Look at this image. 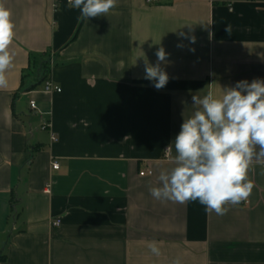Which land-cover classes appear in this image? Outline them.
Wrapping results in <instances>:
<instances>
[{
    "label": "crops",
    "instance_id": "1",
    "mask_svg": "<svg viewBox=\"0 0 264 264\" xmlns=\"http://www.w3.org/2000/svg\"><path fill=\"white\" fill-rule=\"evenodd\" d=\"M2 2L16 36L0 88V264H264V157L223 216L149 191L175 166L193 94L264 79V0H117L89 20L67 0ZM161 47L169 82L157 90L145 61Z\"/></svg>",
    "mask_w": 264,
    "mask_h": 264
},
{
    "label": "clouds",
    "instance_id": "2",
    "mask_svg": "<svg viewBox=\"0 0 264 264\" xmlns=\"http://www.w3.org/2000/svg\"><path fill=\"white\" fill-rule=\"evenodd\" d=\"M67 4L79 10L78 20H89L108 13L117 0H67ZM15 27L11 10L0 0V88L7 87L6 73L13 66L15 53L10 46ZM230 29L226 25L227 33ZM167 55L161 47L156 64L145 61L144 78L157 90L169 82L161 67ZM221 89V95L211 90L203 97L192 95L195 111L183 120L171 143L175 166L160 172L162 186L149 189L156 200L180 204L198 200L206 212L223 216L229 211L225 205H237L251 195L255 185L248 170L254 157H264V79L240 80ZM164 151L168 155L169 146ZM147 247L154 255L161 254L159 242L150 241ZM173 264H180V259Z\"/></svg>",
    "mask_w": 264,
    "mask_h": 264
},
{
    "label": "trees",
    "instance_id": "3",
    "mask_svg": "<svg viewBox=\"0 0 264 264\" xmlns=\"http://www.w3.org/2000/svg\"><path fill=\"white\" fill-rule=\"evenodd\" d=\"M31 69H36L39 72L42 73V80H46L49 78V73H50V67H49V61L47 60H42L33 57L31 58Z\"/></svg>",
    "mask_w": 264,
    "mask_h": 264
},
{
    "label": "built area",
    "instance_id": "4",
    "mask_svg": "<svg viewBox=\"0 0 264 264\" xmlns=\"http://www.w3.org/2000/svg\"><path fill=\"white\" fill-rule=\"evenodd\" d=\"M148 1H149V2H153V1H157V0H148ZM45 90H46V91H49V92H53V91L60 92L62 89H61L60 87H56V86L53 84V82L49 79V80L46 81V84H45ZM30 105H31V107H32L33 109H35V108L37 107V106H36V102H35L34 100H31V101H30ZM53 139H55V138L53 137ZM53 167H54L55 169H58V168H59V163L56 162V161H54V162H53ZM150 173H152L151 170L149 171V174H150ZM141 174L144 175L145 172H141ZM54 224H55V225H58V224H60V221H56Z\"/></svg>",
    "mask_w": 264,
    "mask_h": 264
},
{
    "label": "bare ground",
    "instance_id": "5",
    "mask_svg": "<svg viewBox=\"0 0 264 264\" xmlns=\"http://www.w3.org/2000/svg\"><path fill=\"white\" fill-rule=\"evenodd\" d=\"M147 175V174H146Z\"/></svg>",
    "mask_w": 264,
    "mask_h": 264
}]
</instances>
